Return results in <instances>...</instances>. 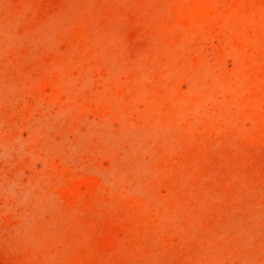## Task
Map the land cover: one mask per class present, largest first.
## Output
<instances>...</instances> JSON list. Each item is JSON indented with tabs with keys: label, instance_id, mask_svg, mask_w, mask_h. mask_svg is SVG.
<instances>
[{
	"label": "rangeland",
	"instance_id": "obj_1",
	"mask_svg": "<svg viewBox=\"0 0 264 264\" xmlns=\"http://www.w3.org/2000/svg\"><path fill=\"white\" fill-rule=\"evenodd\" d=\"M0 264H264V0H0Z\"/></svg>",
	"mask_w": 264,
	"mask_h": 264
}]
</instances>
